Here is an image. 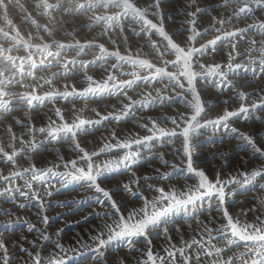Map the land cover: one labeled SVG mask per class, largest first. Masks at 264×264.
Listing matches in <instances>:
<instances>
[{"label":"bare ground","instance_id":"bare-ground-1","mask_svg":"<svg viewBox=\"0 0 264 264\" xmlns=\"http://www.w3.org/2000/svg\"><path fill=\"white\" fill-rule=\"evenodd\" d=\"M26 1L11 0L9 3L8 0H5L7 8H2V10L7 15V25H13L11 16L18 14V24H33L32 21H35L32 26L36 29L38 35L49 36L50 41H58L63 38L62 35L64 34L72 35L75 29L79 27L91 28V25L94 24L95 16L106 13L111 15L120 11L119 9L103 8L87 10L85 12L88 16L85 23L80 18V11L74 10L75 5L83 2V0H64L61 7L48 10L50 15H45V9L40 4L37 7L34 6V11L26 10ZM138 1L140 0H136V2ZM164 1L166 0H160V2ZM38 2L40 3V0ZM48 2L54 4L57 1L48 0ZM249 4L252 9L250 13L235 17L233 13L241 6L237 0H228L227 3H225V0H189V12L195 13V16L187 15L182 10L181 23L176 18H173L180 11L170 5L159 3V8L155 6L149 7V5H154V2H150L146 6L141 5V8L148 9L147 18L149 20L153 23L158 22L163 27L174 21L173 28L175 30L172 33L184 31L183 33L187 37L192 35L188 21L195 19V27L203 35L198 36L194 41L187 38L184 43L188 46L200 48L201 45L206 44L216 36L248 28L251 24L264 22V0H260L259 3L256 0H249ZM65 9H69V11H65ZM229 17L232 18L229 20ZM245 18H251L252 20L248 24L240 26L238 22ZM221 19L226 21L223 25L217 22ZM100 27L98 31L91 33L90 39L82 42V44L89 41L93 42V47L86 49L85 52L94 51V53H100V50L96 49L95 45L96 41H99L98 37L105 33L113 37L114 46H123L127 56L134 54L136 55V58L132 56L134 59L148 60L156 67H166L168 65H165L164 61L166 60L162 55V50L167 42L163 44L164 40L159 38L160 36L154 38L151 37L155 36L152 32L142 31V22L135 21L131 17H121L119 24L114 25L110 29L106 28L105 24ZM205 29H208V31L205 32ZM57 30H60L63 34L56 35ZM3 31L10 34L8 29ZM140 35L143 36L137 44L138 46L131 47V41L137 39ZM6 39L3 33L0 32V45L3 48L8 49L12 45L16 46L15 43L6 42ZM252 41H256V44L253 45ZM153 42L157 43L159 51L152 47ZM159 44L162 45L159 46ZM233 44L236 46L235 51L232 48ZM262 47H264V33L257 28H248V31L241 32L236 37L218 42L214 51L209 49L204 54H197L194 57V65H198L196 72L200 73L196 79V84L200 87L197 91L200 93V98L206 107L201 116L197 118L200 124H204L209 120H216L219 116L224 115L225 112H236L242 104L249 109L246 114L230 118L227 121V128L222 124L209 125L206 128H198L191 134L192 166L196 169L200 168L210 181L214 182L217 178L221 181H229L235 178L243 182L244 177L241 173L250 172L264 164V156L261 161H256V156H259V154H254L253 149L241 139V134L251 136L256 147L264 151V107L256 109L251 107L253 103L258 102L264 96V73L259 71L260 61L264 60V55H261L259 51ZM225 48H227L228 53L222 55L221 50ZM250 49L255 50L250 51ZM35 50L36 48L31 47L26 51V56L22 55L20 57H24L25 61H27L28 54H35ZM51 51L55 52L56 50ZM230 53L235 57L234 59H230ZM83 55L81 53L78 56L77 50L73 54H67L63 51L61 57L57 58L60 63H56L52 57H48L47 59L51 60L52 63L47 67H41L43 70L47 68L46 70L63 73L66 71L63 68V64L75 59L74 64H69L66 75L77 73V77L73 81L70 80L68 83H63V87L60 90L44 88L43 86L37 87V85H18V75L14 72L16 70L10 64H6L3 59L0 60V69L11 73V75L6 76L12 80V83L8 85L7 91L14 94L6 97L10 101L11 111L0 112V123L7 117H12L14 120L12 127L5 128L0 132V147L9 154L14 150L19 153L15 157L14 162H6L3 159V154L0 153V191L6 188L12 190L7 196L0 197V241L4 242L7 249L9 264H33L32 257L34 256L40 258V264H50V261H63V264H71L72 262L74 264H151L146 255L148 251H151L154 257L164 258L163 261L157 259L156 264H186V262L187 264H213L214 261H220V264H225L230 258L233 264H241V260L236 259V257L242 253H247L245 258L249 260L250 264L251 259L255 257L249 249L253 248L254 245L251 242L237 240L229 246L226 243L227 238L230 236L228 230L224 229L226 233L224 236L220 235L217 230L226 224V219L223 216L224 210H227L229 215L234 219H238L242 224L255 223L259 226V220H264V179L260 178H257L255 183L244 188H241L239 184H228L225 191L230 194L226 196L223 204L214 195L203 197L201 200L196 201L194 205H189L186 209L174 213L169 217L166 225L162 224L158 228L149 230L147 240L139 243L137 239L140 237H135L132 239L131 244L127 240L113 241L111 245L99 251L97 250L98 241L92 239V237L100 235L102 231H106L104 229L105 223H111L112 220L116 219V216L112 214L114 210L111 208V203L104 200L102 194L97 193L94 188L88 187L86 182L68 183L71 179L68 174H75L69 162L76 160L77 166L84 168L86 162L80 159L82 155H73L69 159L65 157L54 158V161L51 160L49 163L46 162L47 160L38 161L37 157L50 151V146H58V152H60V146L67 147L63 136L54 140L47 133L39 132L38 129L48 127L53 124V121H55L54 124L71 123L78 114L91 116V114H94L92 108L96 103H103L106 100L99 97L95 99V96L87 98L71 97L67 100L57 98L52 101L45 100L43 104H35L34 107L29 108L25 102L16 98L33 91L41 96L50 91H72L73 88L79 91L81 88L74 86L79 84L88 85L86 76H91L87 72L92 70L88 69L92 63L96 64L98 62L100 67L109 68L111 70L109 75L113 74L119 78H122L119 74L126 72H144L149 76L154 70L139 68L130 63H123L120 60H113L114 56H107L105 59L97 60V58L87 59ZM17 59L16 62L19 64L20 60ZM42 59H44V55L41 53L40 60ZM39 61L37 62L38 64ZM82 62L88 65L87 68L81 67ZM229 64L233 66L232 69H229ZM210 65H220V69L225 72L221 75L220 72L222 71L220 70L218 77L215 74L204 72L203 70ZM236 65H240V67L237 68ZM38 69L39 67L31 70L34 72V77L30 76L29 82H36L35 77L38 74ZM251 69H256V72L254 73ZM28 70L29 66L25 63V71L27 72ZM229 76L232 77V80H245L246 86L240 85L238 81L233 83H231L232 81H224V78ZM42 78L41 82L45 80L44 77ZM216 78L220 80V83L213 85L212 82ZM105 80L107 79H100V81ZM209 85H213V93L210 95L207 94ZM178 86L179 88L176 90ZM233 87L243 90V93L247 94V98L241 100L239 93ZM183 89L184 87H180L178 83L170 82L167 78L165 81L145 82L140 80L132 88L124 91L127 94H131L141 90L138 96L146 94L151 100L150 107L158 106L163 108V105L171 104L172 106L173 101H165L164 97L166 94L162 93L172 91L176 94H181ZM109 94L114 97L125 96L119 90H114L111 93L109 92ZM131 101L139 100L133 98L118 100L104 115L109 113L119 114L124 109V106L130 104ZM182 104L187 109L183 107L182 110L175 112L165 111L158 117V123L162 124V129L165 131H176L177 135L175 136H160L158 133L153 138V140L155 139L154 141H145L134 136L124 137L114 131L118 126L122 125L121 122H132L134 127L132 132L134 134H138L141 129L144 130L145 125L141 121L145 117H151V112L148 108L149 104L144 106L143 103L134 105L131 113L125 119L104 121L101 125L89 127L85 132L77 135L76 139L79 141L81 137L90 133V131L92 132L96 128L99 131L104 128L103 126H106L113 130L107 137L108 143L112 145L125 139L144 141L143 143H132L130 148H126L125 152L124 149L114 147L112 151L103 152L93 157L95 164H102V162L110 160H119L125 153L135 154L138 162L131 164L130 168L121 167L118 172L106 174L108 179L121 174L124 178L113 183H102L100 178L97 181L101 188L110 192L112 199L120 206L121 213L126 215L134 208H140L145 199L152 200L154 197H158L160 194L156 189L162 188L165 192L173 190L181 192L188 191L190 188L194 189L198 184L199 181L193 179L191 175H187L189 173L184 170V165L180 159L181 152L179 151L184 144L181 141L182 137L178 135L180 131L172 123L173 118L176 119V123L182 119L181 116L187 110L192 113V109L188 108L187 103ZM48 107H51L49 111ZM56 109H60L64 117L63 120L56 116ZM42 110H47L48 120L45 123L36 124L32 117L42 112ZM67 111L74 115L71 118H67ZM92 118L95 121L100 119V117ZM30 128L33 131L29 132ZM232 129L236 131L234 132ZM29 141L35 144L34 148L29 145ZM206 142L210 145L206 146ZM102 147L103 145H99V148L93 152H98ZM204 148L209 149L206 150ZM233 154L238 156L235 163L241 162V165H234V163L228 161ZM151 156L155 157L158 164L148 168V162L153 161ZM213 159L216 161L213 162ZM8 166H13V168L7 170ZM33 167L37 170L51 169V173L45 177L43 182H39L32 179L31 171H24V169ZM16 172L21 173V175L13 176L12 174ZM4 176H8L10 179L7 181L2 179ZM165 176L166 178H164ZM133 181H137V183ZM26 182L32 184L31 189L27 187ZM66 184L67 186H65ZM125 185L131 189L130 192L125 190ZM17 189L20 191H16ZM21 192L28 193V195H21ZM147 192L150 194L148 195ZM33 193H36V197L33 196ZM134 194L142 195L141 202L138 205L131 206L128 210H123L125 202L130 201ZM98 199L104 202L100 203ZM92 203L100 205V208L96 211L88 209L84 215L68 217L70 214L83 210ZM45 217L48 219L47 223H44ZM258 217L259 220L257 219ZM91 218H95L94 223L87 228L86 225L89 223L87 221ZM60 221L70 223H60ZM28 225H34V228L29 231ZM75 225L76 229L72 227ZM64 232H74L75 235L72 240L67 242L63 239ZM12 234H16V236L11 240H7L6 238H10ZM103 238L106 239L107 235L105 234ZM193 240L198 241V243L188 248L187 244H191ZM47 244H50V248H47ZM213 244L224 250L219 256L205 255L208 250L214 251L211 248ZM181 249L184 250L183 255H181ZM169 252H173L174 258L168 256ZM198 255L199 260L196 259ZM3 257L4 252L0 250V264H2Z\"/></svg>","mask_w":264,"mask_h":264},{"label":"snow or ice","instance_id":"snow-or-ice-1","mask_svg":"<svg viewBox=\"0 0 264 264\" xmlns=\"http://www.w3.org/2000/svg\"><path fill=\"white\" fill-rule=\"evenodd\" d=\"M10 3L11 0H8ZM64 0H57L56 3H49L48 0H40L41 5L45 9V15H50L49 9H55L62 6ZM228 0H225L227 3ZM240 3V7L233 13V16L239 17L243 15H247L252 11L249 0H237ZM257 3L260 0H256ZM160 0H154V5H149V7L155 6L159 8ZM0 8H7V4L5 0H0ZM95 8H104V9H119L120 11L115 12L111 15H100L94 17V23L99 24L103 22L106 28L110 29L114 25H118L120 22L121 17H131L133 20L142 22L143 28L142 31L146 32H155L158 34L164 41H166L165 47V54L171 53L174 54L176 59L171 61H164L165 65L172 64L173 66L177 67V72L172 73L166 70L165 67H156L153 63L149 62L145 59H132L131 57H124L119 54V52H109L103 45H99V50L101 55L97 57V59H105L107 56H115L118 60L124 61L125 63H130L134 66H138L139 68H146V69H154L150 76H140L135 72L131 73L133 79L121 81L118 84H113L109 86V81H113L116 78L112 75L107 77V80L103 81L102 83H97L91 76H86L88 81V85L83 90L77 91L75 88L72 91L65 90L64 92L58 91H50L45 95H37L35 92H30L19 97H16L18 100L25 102L29 108L35 106V104H43L45 100H55L57 98L67 100L71 97H78V98H87L89 96H97L109 92H113L114 90H119L123 94H127L124 90L128 88H132L138 81L143 80L145 82L159 80L163 77H167L170 82L179 83L180 78H183L188 85V91L192 93V101L189 102V105L192 109V114L190 117L185 119L186 126L183 128V131L180 133L184 137V150L188 155V172L194 173L197 177H199L198 184L194 187V189L190 188L188 191H181L177 192L175 190L170 192H165L164 189H156L159 192L158 197H154L152 200L145 199L143 205L136 209L134 208L126 215L121 213L120 206L114 201L111 197L109 191L101 188L99 183H97L100 177H103L106 174L114 173L120 171L121 167L130 168L131 164L137 163L135 154L134 153H125L123 157L119 160L115 161H106L102 162V164H95L93 162V157L98 156L103 152L112 151L113 148H120L126 149L130 148L132 143H143L142 140H123L117 141L115 145L110 143H106L98 152H92L91 154L85 151L83 148L80 147L79 143L75 144V147L79 150L80 153L83 155L80 159L86 161V168L78 167L77 161L72 160L69 163L71 164L72 169H74L75 174L69 173L68 175L71 179L68 183H80L86 182L88 187L94 188L97 193H101L104 197V200L109 201L111 203V208L114 210L112 213L116 216V219L112 220L111 223L106 222L104 225V229L106 231H102L100 235L92 237V239L98 241V248L100 249L111 245L113 241H124L127 240L129 244H131L132 239L135 237L147 236L149 230L158 228L162 224L166 225L168 223L169 217H171L174 213L179 212L183 209H186L189 205H194L196 201L201 200L205 196H216L220 203L223 204L225 202L226 196L230 193L225 191V188L228 184H239L241 188L247 187L257 181V178L264 179V164L260 167L250 171L241 173L244 177L243 182L233 178L229 181H221L217 178L214 182L210 181L208 177L202 171H196L192 167L191 162V146H190V138L191 134L195 132L198 128H206L209 125H223L225 128L228 127L227 121L235 116H240L241 114H246L249 109L248 107L244 106L243 104L236 112H225L224 115L219 116L216 120H209L204 124H200L198 122V117L204 112V107L201 102L200 94L196 89L195 81L200 73H197L193 70V60L197 54H204L209 49L215 50V47L218 42L222 40H226L231 37H236L240 35L241 32L248 31V28H257L259 31L264 33V22L259 24H251L248 28L241 29L239 31L227 32L222 36H216L214 39L209 40L206 44L201 45L200 48L190 47L186 45L185 47H181L177 43H175L172 38L164 31L163 25H157L153 23L151 20L147 18L148 9L141 8L137 6L136 0H83V2H79L75 5V11H87ZM65 11H69V9H65ZM199 11V9H197ZM189 15L195 16V13H190ZM232 17H229L230 20ZM35 24V21H32ZM219 24L223 25L226 21L221 19L217 21ZM190 27V31L192 35L188 37V40H195L198 36H202L203 33L198 31L195 27L196 20L192 19L188 21ZM208 29H205L207 32ZM0 32L3 33L4 37L10 40L15 41L17 44L23 43L25 48L32 47L27 42L23 41V39H17L19 36V32H17L16 36H9L8 32H4L0 29ZM55 43L56 51L53 52L50 49L49 44H44L42 47L36 45L35 47L39 52L44 55V59L39 61V64L32 59V54L29 53L27 57V61H25L24 57H20V63L17 64L16 58L12 57L11 55H7L6 52L10 51V49H4L0 47V57L3 58L6 64H10L13 69L16 70L21 76L28 75L34 77V72L31 71L32 69H36L38 67H47L49 64L52 63L51 60H48V57H52L56 63H60V60L57 59L61 57L62 52L65 49L72 48L77 50V55L79 56L81 53H84L86 49L93 47V42H85L81 44L79 41H76L72 44H65V43ZM252 44L255 45L256 41H252ZM152 47L159 51L157 47V43L153 42ZM235 44L232 45L233 51H235ZM255 49H250L253 51ZM261 55H264V47L259 49ZM163 55V54H162ZM230 59H234L235 57L232 54H229ZM25 63L28 64L29 70L25 72ZM75 59L72 61H67L63 64V68L66 70L65 72L61 73V75H66L69 64H74ZM86 63H81V67L87 68ZM115 67V65H113ZM203 67V66H202ZM229 69H232V65H228ZM237 68L240 65H236ZM220 69V65H214L209 68V73L215 74L217 70ZM254 73L256 69H251ZM259 71L260 73H264V60L260 61L259 64ZM223 75V72H220ZM0 77H4L0 79V112H8L11 111L10 108V101L6 99L11 94L7 91L8 85L12 83L11 79H8L4 76V71L0 70ZM45 84H52V80L48 79L44 81ZM37 87H42V85H37ZM67 87V86H66ZM180 87H184L183 84H180ZM150 95V94H149ZM239 98L244 100L247 98V94L241 92L239 93ZM131 99V98H129ZM35 102V103H34ZM147 97H145L144 102L140 101H131L130 104L124 106V109L119 114L109 113L108 115L101 116L100 119L96 121L85 120L77 116L71 123L64 122L59 127L53 128L50 124L48 127H41L38 129L41 133H47L49 137L52 139H59L61 136L68 137L73 141L76 140V137L79 133L85 132L89 127L99 126L104 121L108 120H115L120 121L122 119L127 118V116L131 113V109L134 105L138 103H143L144 106H147ZM252 109H256L259 107H264V96L261 99L252 104ZM56 116H58L61 120L64 119L60 109H56L55 111ZM99 115V114H98ZM182 119H184L182 117ZM19 123V121H17ZM53 124L55 121L52 122ZM172 123L176 124V119H172ZM159 133L160 136H175L177 135L176 131H165L157 126L156 122H152V129ZM11 131V129H9ZM33 131V129H29V132ZM232 131H236L232 129ZM114 135V134H113ZM14 138V137H13ZM155 137H145L144 140L152 139ZM241 139L245 141V143L251 147L254 151V154H259L264 156V151H261L259 147H256L253 138L247 134H241ZM29 145L31 147H35V144L32 141H29ZM0 153L3 154V159L6 162H14L15 157L19 154L15 150L9 154L4 151L2 147H0ZM67 167V165H65ZM25 172L31 171L32 172V179L43 182L45 177L51 173V169L47 170H37L34 167L29 169H24ZM13 176H19L21 173H13ZM166 178V176L164 177ZM4 180H9L8 176L2 177ZM137 183V181H133ZM26 185L29 189L32 188L31 183H27ZM67 186V184L65 185ZM126 191H131V189L125 185L124 186ZM12 190L9 188L0 191V197L7 196ZM16 191H20L17 189ZM21 195L27 196L28 193L21 192ZM33 196L36 197V193H33ZM98 202L103 203L104 201L99 200ZM223 216L226 219V224L217 231L220 235H226L224 229H227L230 233V236L227 238L226 243L230 246L235 243L237 240L239 241H246L251 242L254 245L253 248L249 249V251L253 254L255 258L251 259L250 264H264V220H259V226L257 224H242L238 219H234L231 215H229L227 210H224ZM47 217L44 218V223H47ZM6 227V226H5ZM29 231L34 228V225H28ZM166 231V228H165ZM107 235V238H103ZM47 239V237H45ZM198 241L193 240L191 244H187L188 248H191L193 244H197ZM211 248L214 249L208 250L205 252L207 256H213L219 254L224 250L223 248L216 247L215 244L211 245ZM0 250H3L4 257L2 259V264H9V259L7 257V249L3 241H0ZM183 249L180 250L181 255H183ZM148 261L151 264H156L157 259L163 261V257H154L151 251L146 253ZM168 256L174 258L173 252H169ZM247 253H242L236 257V259L241 260V264H249V260L245 257ZM199 260V255L196 257ZM33 264H40V258L38 256L32 257ZM50 264H63V261H50ZM187 264V262H186ZM213 264H220V261H214ZM225 264H233L232 259H228Z\"/></svg>","mask_w":264,"mask_h":264},{"label":"rangeland","instance_id":"rangeland-1","mask_svg":"<svg viewBox=\"0 0 264 264\" xmlns=\"http://www.w3.org/2000/svg\"><path fill=\"white\" fill-rule=\"evenodd\" d=\"M38 1L39 0H27L26 1V4H27L26 5V10L34 11V9H35L34 6L37 7V6H39V4L41 5V3H39ZM55 1H57V0H54V2ZM150 2H154V0H140V1L136 2V3H137L138 7H141V5L146 6ZM160 3H164L166 5H170L171 7L175 8L178 11H180V12L176 13L175 17H173V18H176L179 23L182 22V18H181L182 10L187 15H189V13H190L189 9H188L189 8V0H166V1L160 2ZM79 15H80L81 20H83L86 23V19H87L88 14H86L85 11H80ZM104 15H108V13H106ZM6 18H7L6 13H4L2 8H0V29H2V30L8 29L9 32H10V34H9L10 36H16L17 32H19V36L17 37V39H21L22 38L23 41L27 42L29 45H32V47H34V48H36L35 47L36 45H39V46L42 47L44 44H49L50 45V49L49 50H56L54 42L72 44V43H74L76 41H79L82 44L83 41H87L88 39L91 38V33H93V31L94 32L98 31L101 28L100 26L104 25L103 22H100L99 24H95V23L92 24L91 28H89V29L84 28V27H79V28L75 29V32L72 35H69V34L65 35L64 34V35H62L63 38L59 39L58 41L57 40L56 41H50L51 39H50L49 36L44 37L42 35H38L36 29L32 26L33 24H23V25L18 24V19H19V15L18 14H14L13 16H11V22H12L13 25L8 26L7 23H6ZM251 20H252L251 18H245L244 20H241L240 22H238V24L240 26L244 25V24H248ZM173 23H174V21H171L169 24H167L165 27H163L164 31L168 35L170 34V37L172 38V40L175 43H177L181 47H185L186 45L184 43V40L187 39L188 37L183 33L184 31L183 32L178 31L176 33H172L173 30H175L173 28L174 27ZM156 24L160 25L158 22H156ZM126 31H127V27H126ZM60 33L63 34L60 30L56 31V35H61ZM152 34L155 35V36H151V37H154V38L159 37V35L156 34L155 32H152ZM142 36L143 35H140L137 39H133L131 41V43H130L131 47L138 46L137 44L140 42V39H141ZM98 38H99V41H96V45H95L96 49H99V47H98L99 45H103L104 48H106L109 52H119V54L121 56H127L126 55V51H125V49L123 48L122 45H119L117 47L114 46V40H113L112 36L107 35V34L104 33V34H101ZM159 38H161V37H159ZM76 39H79V40H76ZM6 42L15 43V45H16L15 47H14V45L10 46L11 48H8V49H10V51L6 52V54L7 55H11L12 57L18 58V59L22 55L26 56L25 55L26 51L29 48H31V47H29V48L26 49L23 43L17 44L15 41L10 40V39H6ZM165 42L166 41H164L163 44ZM161 45L162 44H159V46H161ZM0 47H2V46L0 45ZM128 47H130V46H128ZM190 47H192V46H190ZM226 49L227 48L221 50V54L222 55H226L228 53V50H226ZM64 52H66L67 54H73V53L76 52V49L68 48V49H65ZM40 54H41V52H39L37 50V48H36L35 54L32 55V59L34 61L38 62L40 60ZM83 54H84L83 57H85L87 59H94V58H97L98 56L101 55V53H94V51L93 52H84ZM162 54H163V57H164V59L166 61H171V60H175L176 59L174 54H171V53L165 54V48L162 50ZM132 56L136 58V55H134V54L131 55V56H127V57H131L132 59H134ZM1 59H3V58L0 57V60ZM113 60H118V59H116L115 56H114ZM122 62L125 63L124 61H122ZM211 66H214V65H210L208 68H206L203 71L204 72H209L208 70H209V68ZM160 67H164V66H160ZM196 67H198V65H194V62H193V70L195 72L197 71ZM165 68L169 72H172V73H176L177 72V67L173 66L172 64H168ZM46 69L47 68H45V70H43V69H41V67H39V69L37 71L38 74L35 77V81L36 82H32V83L29 82V80L31 79L30 76H28V75L21 76L18 72L14 71L15 74L18 75L17 76V79H18L17 84L18 85H30V86L42 85L44 88H54V89L60 90L61 87H63V83H68V81H70V80L73 81L77 77V75H76L77 73L65 76V75H61V73L53 72V70H46ZM88 69H92V70H90L87 73H90L92 78L97 83H102L103 82V81H100V79H107V77L109 76V71H111L109 68L100 67L98 62L96 64H93V63L90 64ZM220 70L221 69H218L217 72L215 73L216 77L219 76L218 74H219ZM221 71L225 72L224 70H221ZM135 73L138 74V75L147 76V74H145L144 72L143 73L135 72ZM7 75H11V73L7 72V71H4V76L6 77ZM119 75H121L122 78H119V77L113 75L116 79L113 80V81H109L108 82L109 86H111L113 84H118L121 81H126V80L133 79V76L131 75V73H128V72L123 73V74H119ZM42 77H44L45 80L51 79L52 80V84L51 85L45 84L44 83L45 80L41 82V78ZM3 78L4 77H0V79H3ZM220 78H222V77H220ZM166 79H167V77H163V78L159 79L158 81H165ZM224 81H232L231 83H233L234 81H238V83L240 85H242L244 87L246 86L245 85V80H243V81L241 79L232 80L231 76L224 78ZM218 83H220V80H218L217 78L212 82L213 85H216ZM178 84L179 85L180 84L184 85V89L181 92V94H176L175 92H172V91L171 92L162 93V94H166L165 97H164L165 101L166 100L167 101H170V100L173 101V105L172 106H171V104H168V105H163V108H160L158 106L150 107L151 106V100L147 97L146 94L138 96V93L141 90H138V92H135V93L127 94V95H125L123 97H119V96L114 97V96L110 95L109 93H105V94H101V95L95 96V99L99 97V98L105 99L106 101L103 102V103H100V102L96 103V105L92 108V111L94 112V114H91V116L94 117V118L103 116L106 113V111H108L111 108V106L114 103H116L118 100H124V99H128V98H133L135 100H139L141 102H144L145 101V97H147V101H148L147 104H149L148 108H149V110L151 112V114H150L151 117H149V118L145 117L141 121V123H143V125H145L144 126L145 127L144 130L141 129L138 132V134H134L132 132V129H134L132 122H130V123L121 122L122 125L118 126L114 131H117L119 134L123 135L124 137L134 136L136 138L138 137V139H140V138L144 139L145 137H155L158 134V132H156L154 129L151 130V131L149 129H152V122L153 121H155L157 126L162 129L163 126H162V124L158 123V117L161 116L163 112H165V111L175 112V111L182 110L183 107L185 108V106L182 103H187L188 104V108L191 109V107L189 105V102L192 101L193 97H192V93L188 91L187 82L183 78H180V81H179ZM213 85H209L208 90H207V94L208 95L213 93V90H212V88H213L212 86ZM195 86H196V89H198V88L200 89L199 85L196 84V81H195ZM74 87L81 88V90H82L83 87H87V85L84 86L82 84H79V85L74 86ZM178 88H179V86L176 88V90ZM233 89L237 93L243 92V90L236 89L234 87H233ZM172 97H173V99H172ZM201 102L203 104L202 100H201ZM203 107H204V109H206L204 104H203ZM235 107H237V105H235ZM50 109H51V107H48V111ZM185 109H187V108H185ZM46 112H47V110H42V112L37 113L36 116L32 117L33 121L36 124L45 123L48 120ZM186 113H187V115H186ZM186 113L183 116H181V118L183 117L184 119H180V120H178V122L176 124H174V127L177 128L178 131H180L178 135L181 136L182 138H184V137L182 135H180V133L183 131V128L186 126L185 119L190 117L191 114H192L188 110L186 111ZM25 114H27V113H25ZM73 115H74L73 113L67 111V118H71ZM77 116H79L80 118H83L85 120L95 121V119H93L88 114H78ZM23 118H25V116H23ZM13 123H14V120H13L12 117H7V118L3 119L1 121V123H0V132L3 131L5 128H8L10 126L12 127ZM51 125H52L53 128H56V127H59L62 124H51ZM103 127L104 128L102 130H99V131H98L97 128L92 130V132L90 131V133H87L83 137H81V139L79 141L77 139L75 141H73L72 139H70L68 137H63L64 141H66V143H67V147L66 148L60 146V152H58V149H59L58 146H50V151H47L44 154H42V156L37 157L38 161L47 160L46 162L49 163V162H51V160L54 161V158L65 157V158L69 159L73 155H77V154L83 155L75 147L76 143H79L80 147L83 148L88 153L93 152L94 150L99 148V145H103L104 146L106 143H108V138L107 137L113 132V130L107 128L106 126H103ZM182 138H181V141L184 144V139H182ZM148 140L149 141H154L155 139L153 140V138H152V139H148ZM205 145L207 146V145H210V144H208L206 142ZM183 146H182L181 150H179V151L181 152L180 153V155H181L180 159H181V161H182V163L184 165V170L187 173H189L187 175H191L193 179L199 181V177H197L194 173L188 172V159L189 158H188V155L186 154ZM204 149L208 150L209 148H204ZM125 151H126V149H124V152ZM238 155H240V154H238ZM233 158H234V161L232 162ZM236 159H238V156L233 154L228 159V161H230L231 163H234V165L235 164L241 165V162L235 163ZM262 159H263V156H261V155L256 156V161H261ZM151 160H153V161L148 162V164H147L148 168H150L152 166H157L156 164H158V162L155 160L154 156H151ZM215 161L216 160L213 159V162H215ZM12 168H13V166H8L6 169L8 170V169H12ZM84 168H86V165L84 166ZM193 169H195L196 171H202L200 168L196 169V168L193 167ZM122 178H124V176L122 174L118 175V176L111 177L109 179L107 178L106 175H104L103 177H100V180L102 181V183H113V182L121 180ZM147 194L149 195L150 193L147 192ZM141 200H142V195L134 194L131 197L130 201H126L125 202V204L123 205V210H128L131 206L138 205L141 202ZM99 208H100V205L92 203V204H89L88 207H85L83 210H80V211H78L76 213L70 214L68 217L70 218L71 216L75 217V216H78V215H84V214H86L85 212H87L88 209L90 211H96ZM94 219L95 218H93V219L91 218L89 221H87V222H89L86 225L87 228L91 224L94 223ZM64 221H60V223L64 222ZM71 221H72V219H71ZM64 223H70V222H64ZM72 227L74 229H76V225L72 226ZM74 235H75L74 232H64L63 233V239L68 242V241L73 239ZM15 236H16V234H12V236H10V238H6V239L7 240H9V239L11 240ZM144 240H147V236H141L140 238L137 239V242L140 243V242H142ZM46 246H47V248H50V244H47ZM71 264H74V263L72 262Z\"/></svg>","mask_w":264,"mask_h":264}]
</instances>
